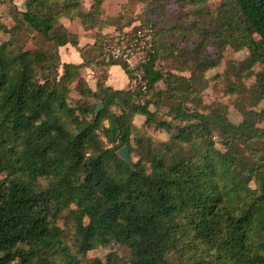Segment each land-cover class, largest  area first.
<instances>
[{"label": "trees", "instance_id": "1", "mask_svg": "<svg viewBox=\"0 0 264 264\" xmlns=\"http://www.w3.org/2000/svg\"><path fill=\"white\" fill-rule=\"evenodd\" d=\"M22 1L11 29L0 20V264H264V0H134L146 10L135 30L153 32L144 90L101 57L98 38L78 46L73 20L95 26L99 0L87 11L81 0ZM35 37L48 47H27ZM66 45L80 64L61 62ZM226 47L247 56L210 79L238 97V123L226 104L201 101ZM173 59L188 77L160 69ZM111 66L129 90L106 85L105 71L92 91L80 75ZM136 116L167 140L142 135ZM111 243L128 260L87 258Z\"/></svg>", "mask_w": 264, "mask_h": 264}, {"label": "rangeland", "instance_id": "2", "mask_svg": "<svg viewBox=\"0 0 264 264\" xmlns=\"http://www.w3.org/2000/svg\"><path fill=\"white\" fill-rule=\"evenodd\" d=\"M101 2L100 11L101 16L99 18L100 21L97 22L95 26L86 25L83 27V24L79 18H75L73 20V25L77 29L78 37H77V43L78 39L80 37L89 38L93 41L92 44H94L95 40L97 38L99 39V42H103L105 38L108 36L116 34L118 31H122L126 28L133 27V26H139L141 22H143V19L146 18L144 10V4L141 2H136L132 0L131 2L129 0H99ZM93 3V0H81L82 9L84 11L89 10L91 4ZM220 4V0H207V6L210 8H216ZM15 6L17 10H24V2L22 0H10L9 2L7 0L0 3V20L2 24L7 28L11 29L14 26V22L12 19L11 11L12 7ZM167 12L172 11V6L168 7ZM120 18V19H118ZM62 22L66 25L67 20L63 19ZM102 38V39H101ZM8 39L7 34H0V44L3 43ZM26 44L22 41L27 47H37V48H46L48 45L39 37H35L33 39L26 38L24 39ZM83 40V39H81ZM84 41V40H83ZM91 44V45H92ZM89 45V44H87ZM103 46V45H102ZM178 46L181 45V42L178 43ZM104 50V47H103ZM102 52V51H101ZM105 52V50H104ZM247 56V52L245 50L240 52H235L230 47H226L223 52V58L219 64V66L208 72L206 74V78L209 79L208 86L204 90V92L201 93V101L204 106L210 105L216 102H222L227 105L228 108V114L229 118L232 122L238 123L241 121V114L240 112L235 108L234 102L237 100L236 95H227L225 90L228 88L229 83L225 79L218 78L215 82V80H211L210 78L220 75L224 72L226 68V64L229 61H241L245 59ZM101 57L104 60L106 59V52L105 57L103 54ZM179 64V59H173L170 62H163L162 68L160 69L163 71L170 70L172 73L176 75H182L188 77L187 72L181 73L180 71H177ZM176 69V70H175ZM107 70V69H106ZM104 69L95 68L94 71L89 72V70L82 69L80 71V75L82 79L86 82L87 86L92 90L96 91V82L97 80H102L105 76ZM107 76V73H106ZM99 78V79H98ZM115 80H117V84L119 83L118 87L114 86L113 88H120L117 90H129L130 86L128 82H124L120 73L118 75L113 76ZM113 80V79H112ZM105 83L107 82L106 79L104 80ZM122 84V85H121ZM244 84L246 87H253L254 86V77L250 75L244 80ZM73 91L70 94V98L72 100L79 99L80 96L78 94V91L75 89V85H72ZM132 88H138V87H132ZM157 89H163L162 83H159L157 85ZM249 104H245V108H248ZM262 104L257 106L256 109H261ZM159 120H165L163 116H158ZM145 119L141 116H136L133 119V124L138 128L139 132L151 138L154 142H163L166 141L168 138V135L162 131L156 130L153 126H148L144 124ZM133 159V156H131ZM109 253H115L120 257L121 259L128 260L129 251L116 243H111L109 246L103 248V247H95V249L87 254L88 259L98 258L101 260H104L105 257ZM172 264H177L172 260Z\"/></svg>", "mask_w": 264, "mask_h": 264}, {"label": "built area", "instance_id": "3", "mask_svg": "<svg viewBox=\"0 0 264 264\" xmlns=\"http://www.w3.org/2000/svg\"><path fill=\"white\" fill-rule=\"evenodd\" d=\"M136 26L118 31L108 36L102 42L106 59L123 63L130 73L132 87L145 89L147 78L145 66L148 53L153 47V32L151 29L135 30Z\"/></svg>", "mask_w": 264, "mask_h": 264}, {"label": "crops", "instance_id": "4", "mask_svg": "<svg viewBox=\"0 0 264 264\" xmlns=\"http://www.w3.org/2000/svg\"><path fill=\"white\" fill-rule=\"evenodd\" d=\"M83 39V40H81ZM78 46L79 47H83L87 44L91 45L93 43L92 40H90L89 38H85V37H80L78 39ZM59 56H60V60L63 63H73V64H80L81 63V58L80 55L77 53L76 49L70 45H66L64 47L59 48ZM89 70V69H86ZM89 72H91V70H89ZM107 76H106V85L110 86V87H114L119 85V83L117 84V80H115V78H113V76L118 75L120 73L122 79L124 82H128V78L126 76V74L124 73V71L120 68V66H111L109 68H107L106 70ZM113 79V80H112ZM122 85V84H121ZM114 89H120V88H114Z\"/></svg>", "mask_w": 264, "mask_h": 264}, {"label": "water", "instance_id": "5", "mask_svg": "<svg viewBox=\"0 0 264 264\" xmlns=\"http://www.w3.org/2000/svg\"><path fill=\"white\" fill-rule=\"evenodd\" d=\"M103 108V103L99 102L94 110V113L97 114ZM117 156L128 166H132L133 162L131 156L129 154L128 148L123 147L119 151H117Z\"/></svg>", "mask_w": 264, "mask_h": 264}]
</instances>
